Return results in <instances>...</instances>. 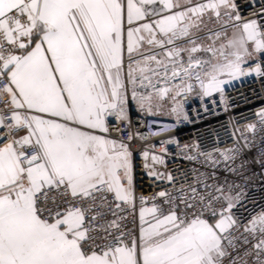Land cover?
<instances>
[{
    "label": "snow or ice",
    "instance_id": "obj_1",
    "mask_svg": "<svg viewBox=\"0 0 264 264\" xmlns=\"http://www.w3.org/2000/svg\"><path fill=\"white\" fill-rule=\"evenodd\" d=\"M235 10L234 0H0V264H237L240 227L264 251V211L240 225L238 197L220 187L160 191L150 207L141 196L128 228L132 153L109 134L130 102L155 115L197 84L208 96L224 77L264 76V23Z\"/></svg>",
    "mask_w": 264,
    "mask_h": 264
},
{
    "label": "built area",
    "instance_id": "obj_2",
    "mask_svg": "<svg viewBox=\"0 0 264 264\" xmlns=\"http://www.w3.org/2000/svg\"><path fill=\"white\" fill-rule=\"evenodd\" d=\"M234 3L242 19L264 23V0ZM256 63L254 60L243 67L253 68ZM240 77L223 93L208 96L197 84L192 91L177 96L176 101L166 100L164 105L169 109L162 114L150 115L133 101L127 107V119L110 118V136L123 140L132 153L137 215H128V228H138L139 197L147 199L146 206L150 207V198L160 191L174 196L183 192L190 195L195 187L201 194L219 195L216 188H223L238 197L233 213L240 225L264 211V124L258 115L264 110V76L252 72ZM173 107H177V112L171 111ZM155 125L162 127L157 129ZM249 125H255V129ZM232 231L239 238L238 247L229 251L237 264L264 262V251L257 255L253 247L257 241L243 227ZM245 236L248 243H244ZM225 264H229L227 259Z\"/></svg>",
    "mask_w": 264,
    "mask_h": 264
},
{
    "label": "rangeland",
    "instance_id": "obj_3",
    "mask_svg": "<svg viewBox=\"0 0 264 264\" xmlns=\"http://www.w3.org/2000/svg\"><path fill=\"white\" fill-rule=\"evenodd\" d=\"M254 60H249L247 63H250ZM241 77L238 78H229V77H224V79L229 80L228 83H226L225 85H223V89H225L226 87L232 86L236 83H238L240 81ZM169 108H166L165 105L163 106V108H161L160 110L157 111V114H162L165 113V111H168Z\"/></svg>",
    "mask_w": 264,
    "mask_h": 264
},
{
    "label": "crops",
    "instance_id": "obj_4",
    "mask_svg": "<svg viewBox=\"0 0 264 264\" xmlns=\"http://www.w3.org/2000/svg\"><path fill=\"white\" fill-rule=\"evenodd\" d=\"M133 171V170H132ZM132 177H133V172H132Z\"/></svg>",
    "mask_w": 264,
    "mask_h": 264
}]
</instances>
